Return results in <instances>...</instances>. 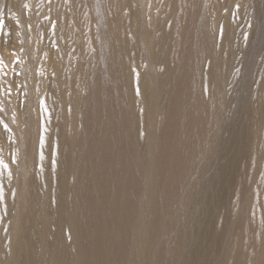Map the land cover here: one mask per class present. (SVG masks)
Here are the masks:
<instances>
[{"label":"rangeland","instance_id":"374dc122","mask_svg":"<svg viewBox=\"0 0 264 264\" xmlns=\"http://www.w3.org/2000/svg\"><path fill=\"white\" fill-rule=\"evenodd\" d=\"M25 155L62 264H264V0H0V235Z\"/></svg>","mask_w":264,"mask_h":264},{"label":"bare ground","instance_id":"6f19581e","mask_svg":"<svg viewBox=\"0 0 264 264\" xmlns=\"http://www.w3.org/2000/svg\"><path fill=\"white\" fill-rule=\"evenodd\" d=\"M11 107H12V104H11ZM154 109H156V107ZM155 111L156 110L152 111L151 109L150 111L152 113L151 115H153ZM153 116H156V115L154 114ZM149 118L151 117L149 116ZM30 158H31L30 156L25 155V160L21 168L13 169L11 171V174H12V178L10 181L11 186L9 184V181L6 182L7 188L14 189L13 193L11 194L12 199H9V201L11 200L12 203H14L15 205L12 211L11 218L13 219L12 220L13 223H11L12 224L11 228L9 229L5 227V229H7V232L4 231L6 234L3 233L2 235H0V264H36V263L43 264L42 262H44L45 264H62L60 260L62 251L59 254L58 247L62 248V246L64 245V242L62 243L60 242L61 238L60 240H58L55 246L54 253L52 252V247L49 243V231L53 223V216L50 210L47 211V208H49L52 205V203L56 200L51 192L52 184L48 185L49 191L48 190L46 191H48L49 193L46 192L48 193L47 195L44 196L43 195L44 192L42 193V195L44 196L43 197V207L46 208V213L41 212L39 217H36L34 219V223L36 224L40 223V221L42 220V224L47 225V230H45L44 226H38L34 223L30 224L28 223V221H26L28 211L31 210V208L28 207V205L31 200V182L33 179L32 174H30L28 170L26 169V165L29 162ZM52 174H54V171H48L46 173V175L50 177ZM48 182L47 184H50ZM63 187H64V184H63ZM34 194H35L36 199L39 200L40 196L39 194L35 193V190H34ZM58 201H56V203H58ZM57 209H58L57 211L58 217H59V214L62 216L60 225H61V229L63 230L64 228L63 223L65 222L64 221V207H62V204L59 203ZM29 215L33 216L31 212L29 213ZM36 216H37V213H36ZM23 256H24V259H23ZM74 262H76L75 264H79V259H75Z\"/></svg>","mask_w":264,"mask_h":264}]
</instances>
